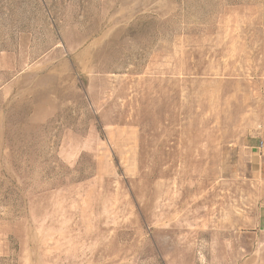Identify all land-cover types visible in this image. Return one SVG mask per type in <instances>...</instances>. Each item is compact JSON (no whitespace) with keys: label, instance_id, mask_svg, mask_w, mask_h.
Instances as JSON below:
<instances>
[{"label":"rangeland","instance_id":"rangeland-1","mask_svg":"<svg viewBox=\"0 0 264 264\" xmlns=\"http://www.w3.org/2000/svg\"><path fill=\"white\" fill-rule=\"evenodd\" d=\"M264 0H0V264H264Z\"/></svg>","mask_w":264,"mask_h":264},{"label":"built area","instance_id":"built-area-1","mask_svg":"<svg viewBox=\"0 0 264 264\" xmlns=\"http://www.w3.org/2000/svg\"><path fill=\"white\" fill-rule=\"evenodd\" d=\"M263 146H264V143H263V142H261V144H260V148H263Z\"/></svg>","mask_w":264,"mask_h":264},{"label":"crops","instance_id":"crops-1","mask_svg":"<svg viewBox=\"0 0 264 264\" xmlns=\"http://www.w3.org/2000/svg\"><path fill=\"white\" fill-rule=\"evenodd\" d=\"M263 143H264V141H263ZM263 149H264V146H263Z\"/></svg>","mask_w":264,"mask_h":264}]
</instances>
